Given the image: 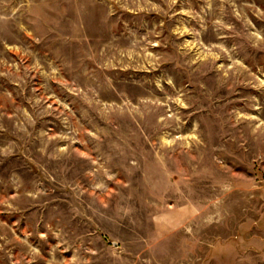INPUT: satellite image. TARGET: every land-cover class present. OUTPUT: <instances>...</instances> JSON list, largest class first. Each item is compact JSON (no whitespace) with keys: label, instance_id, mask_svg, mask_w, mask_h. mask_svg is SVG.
I'll list each match as a JSON object with an SVG mask.
<instances>
[{"label":"rangeland","instance_id":"rangeland-1","mask_svg":"<svg viewBox=\"0 0 264 264\" xmlns=\"http://www.w3.org/2000/svg\"><path fill=\"white\" fill-rule=\"evenodd\" d=\"M0 264H264V0H0Z\"/></svg>","mask_w":264,"mask_h":264}]
</instances>
